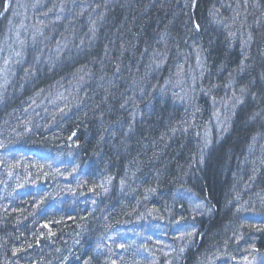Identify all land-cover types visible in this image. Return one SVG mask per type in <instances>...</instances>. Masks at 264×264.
<instances>
[{"label":"trees","instance_id":"trees-1","mask_svg":"<svg viewBox=\"0 0 264 264\" xmlns=\"http://www.w3.org/2000/svg\"><path fill=\"white\" fill-rule=\"evenodd\" d=\"M5 1L0 264H238L264 251V0H14L3 14ZM251 81L219 135L214 104ZM167 226L187 241L172 245Z\"/></svg>","mask_w":264,"mask_h":264},{"label":"rangeland","instance_id":"rangeland-1","mask_svg":"<svg viewBox=\"0 0 264 264\" xmlns=\"http://www.w3.org/2000/svg\"><path fill=\"white\" fill-rule=\"evenodd\" d=\"M13 1L14 0H6L5 1V3H4V8H3V14L4 13H7L9 10H10V7H11V5L13 4ZM113 0H110V2H112ZM62 4H64L65 2H61ZM89 3V2H88ZM226 3V1H224V0H219V1H217V5H218V7L219 8H222V5H224ZM90 4V3H89ZM87 6V5H86ZM93 7V6H92ZM46 15V14H45ZM42 18V17H41ZM54 18V17H53ZM56 18H57V16H56ZM240 22V21H239ZM52 24L53 25H58V18L55 20V22H52ZM86 24V23H85ZM86 25H88V24H86ZM92 26H96V27H99L100 26V24H99V26H98V24L97 23H95V25H93L92 24ZM200 25L199 24H197V23H193V31H196L195 33H197L199 30H200ZM60 30V29H59ZM58 32V31H57ZM164 33L165 34H167V32L166 31H164ZM164 33L162 32L161 33V35L163 36L164 35ZM248 33H250L249 32V30H248V28H246V31H245V33H244V37H245V39L247 38V37H249V35H246V34H248ZM159 37H160V34L158 35ZM172 42V41H171ZM160 43H163V41H161ZM177 43V40H176V42L174 43V44H176ZM183 43V42H182ZM21 45V44H20ZM63 48H65V44L63 43V44H61L58 48L56 47L55 49H53L52 50V54H51V52L49 51V56L51 55V58H52V60H54V59H56V58H58L59 56H60V53H61V50L63 49ZM164 48H167V47H164ZM163 48V49H164ZM22 50L23 49H21V48H18V51H16L15 50V52H16V55H18V54H20L21 52H22ZM194 53H197V51L195 50V51H193V54ZM43 57H44V55H43ZM180 57H181V55H180ZM44 61V59H42L39 63L40 64H43L42 62ZM52 63H53V61H49L48 63H46V64H44L43 66L42 65H40V66H42L41 67V69H45V70H47V72H49V70H50V66L52 65ZM28 66H29V64H28ZM30 66H31V64H30ZM235 67H237V66H235ZM29 67H27V69H28ZM238 68V67H237ZM18 69L20 70V72L21 71H25L24 69H26V67H24L22 64H20V67H18ZM244 70H250V68L249 69H239L238 68V72H241V73H243V71ZM177 72L178 71H180V70H176ZM248 72V71H247ZM21 74H19V75H17L18 77L20 76ZM190 77V76H189ZM251 78H253V80H254V82H258L254 77H251ZM187 82H188V84H190V86H191V83H189V82H191L189 79H187ZM253 81H251L250 83H248V82H245V83H239L238 85H236L233 89H234V91L232 90L231 91V94L232 95H238V98L237 99H233L230 95H229V93H227V96H229V98H227V99H225V103L223 104V102L221 101L220 103H215L214 104V115H213V117H211V123H212V127L213 128H215L216 130H217V133L219 134V133H221V130H222V132H225V131H223V129H225L226 128V126H227V124H231L232 123V119H230L231 118V116L230 115H232V112H234V110H235V108L237 107V104H236V102L238 101V104L239 103H241L242 102V100H243V98H244V96H247L246 94L250 91V90H252V89H254L255 88V86L254 85H252L251 83H252ZM255 84V83H254ZM181 86V85H180ZM179 86V87H180ZM192 87V86H191ZM235 88H238L239 89V91H240V94H239V92H237V91H235ZM244 90H247V92H245ZM46 100H48V102L49 103H52V100L53 99H51V98H48V99H46ZM45 100V101H46ZM44 102V101H43ZM193 110H197L196 108H194ZM239 122L240 123H242V120H239ZM244 124H246L247 125V123H244ZM237 127V126H236ZM167 133H168V131H167ZM166 133V134H167ZM226 133V132H225ZM171 132H169V134H167L166 135V138H165V140L166 141H168L169 142V140H172V139H174L172 136H171ZM219 135H221V134H219ZM209 134H205L204 136H203V133H202V135H201V137H200V140H199V144L200 145H202V146H204V145H206V144H208V143H210V140H209ZM70 143V141H68V140H66V142H65V144H69ZM70 146V145H69ZM193 146H194V144H193ZM193 146H191V148H193L191 151L193 152V150H195V151H197L198 149H196V147H193ZM198 148H199V146H198ZM204 148V147H203ZM74 151V150H73ZM73 151H71V153L73 152ZM199 153H201V152H199ZM33 154V156H34V158L35 159H33L34 161H37L36 162V166H38V164L41 162V159H43L42 157H43V154H39V155H35V153H32ZM53 162H54V168L56 167L57 169H58V164L60 163L56 158L55 159H53ZM52 167V166H51ZM39 168H41V167H39ZM43 169V168H42ZM42 171H44V170H42ZM59 172L58 173H60V170H58ZM103 172H104V170H102ZM102 175V174H101ZM53 176H48V178L47 179H51ZM64 181V180H63ZM98 181H99V185H100V187H103L104 188V184H102V182H104L103 180H100L99 178H98ZM108 181L110 182V184H111V182L113 181H111V180H105V184L106 183H108ZM60 182H61V180H60ZM45 184V182H41V184H40V192H42L43 191V185ZM109 184V183H108ZM122 184L123 183H118L117 184V187H121L122 186ZM52 203V202H51ZM52 206H53V209L55 208V209H57V207L56 206H54L53 205V203H52ZM183 208H185V206L183 205V204H181V205H179L178 207H177V209H178V211H180V213H181V211H184V212H182V213H187L188 212V207L187 208H185V209H183ZM181 209H183V210H181ZM160 210V209H159ZM149 212L152 214V217L154 216V217H156V219L159 221V225H158V229L160 230V235L162 236L163 235V231H164V229L166 228V225H165V222H166V220L161 216V215H159V213H158V210L156 211V210H153V209H150L149 210ZM188 215V214H187ZM191 219V218H190ZM192 220V219H191ZM207 224V223H206ZM187 227V226H186ZM186 227H182V229H184V228H186ZM192 229H193V227L191 228V231H192ZM204 230H205V227H200L199 229H198V235H199V237L200 236H202L203 234H204ZM173 231H178V232H180V236L178 235V233H176V239H174V240H171V244L172 245H175V244H179L180 242H181V246H182V242L183 243H185L187 240H186V238L184 239L183 238V236H182V234H185L186 236H187V234H186V232H185V230L184 231H182V233H181V230H177L175 227H170V228H168V226H167V229L165 230V233L168 235V233L169 232H173ZM206 231H207V229H206ZM200 233V234H199ZM211 233V232H210ZM195 234H196V232H195ZM197 235V236H198ZM212 236H213V233L211 234ZM196 236V235H195ZM196 236V239H193V240H190V245H194V244H196V246L195 247H197V246H199L200 245V239H199V237H197ZM193 237V236H192ZM146 238H147V236H146ZM188 238H189V236H188ZM187 238V239H188ZM208 238H210V237H208ZM126 240H128V239H133V238H125ZM136 239H141V238H139V237H137ZM215 239V237L213 236V238H210V242H213V240ZM162 240L163 241H165V239L163 238V236H162ZM140 243V241L138 242V244ZM158 243V242H157ZM146 244V243H145ZM139 247L141 246V245H138ZM155 246V244L153 243V247ZM151 249V248H150ZM262 252V253H261ZM260 253L261 254H263V255H261V254H255V255H253V256H251V257H249V258H244L243 259V262L241 261V262H239L238 264H264V261L262 262V260L264 259V251H261ZM258 255H260V256H258ZM262 257V260L260 261L259 259ZM218 259L219 260H221L222 261V264H234V263H232V262H230L229 261V259L227 258V256H225V255H221V256H219L218 257ZM186 259H184V260H182V263H181V259H180V262H179V264H186V262L187 261H185ZM221 261H220V263L219 264H221ZM148 262H149V264H150V262L151 263H153V264H155V263H159L160 264V260L159 261H157V259L156 258H149L148 259ZM216 262L217 261H215V260H210V264H216ZM219 262V261H218ZM238 262V261H237ZM16 264H19V262H18V259H17V263ZM161 264H168L167 263V261L165 262L164 261V263H161ZM207 264H209V263H207Z\"/></svg>","mask_w":264,"mask_h":264},{"label":"bare ground","instance_id":"bare-ground-1","mask_svg":"<svg viewBox=\"0 0 264 264\" xmlns=\"http://www.w3.org/2000/svg\"><path fill=\"white\" fill-rule=\"evenodd\" d=\"M210 126H213L212 123L210 124ZM216 160H213L212 162H215ZM205 216H208L209 215V212H205L204 213ZM202 236H200L199 238H201Z\"/></svg>","mask_w":264,"mask_h":264}]
</instances>
